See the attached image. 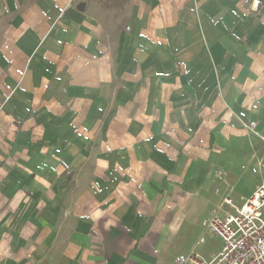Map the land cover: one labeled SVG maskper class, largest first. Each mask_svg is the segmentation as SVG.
I'll use <instances>...</instances> for the list:
<instances>
[{
  "label": "crops",
  "instance_id": "crops-1",
  "mask_svg": "<svg viewBox=\"0 0 264 264\" xmlns=\"http://www.w3.org/2000/svg\"><path fill=\"white\" fill-rule=\"evenodd\" d=\"M261 135L264 0H0V264H176Z\"/></svg>",
  "mask_w": 264,
  "mask_h": 264
},
{
  "label": "built area",
  "instance_id": "built-area-1",
  "mask_svg": "<svg viewBox=\"0 0 264 264\" xmlns=\"http://www.w3.org/2000/svg\"><path fill=\"white\" fill-rule=\"evenodd\" d=\"M255 126L250 122L245 128L255 133ZM224 204L232 212L214 214L207 223L222 241L220 250L212 253L209 260L193 252L176 264H264V178L240 206L233 205L228 198Z\"/></svg>",
  "mask_w": 264,
  "mask_h": 264
},
{
  "label": "rangeland",
  "instance_id": "rangeland-1",
  "mask_svg": "<svg viewBox=\"0 0 264 264\" xmlns=\"http://www.w3.org/2000/svg\"><path fill=\"white\" fill-rule=\"evenodd\" d=\"M240 122H241L240 126L244 130H247L245 128V125H248L250 122H252L256 125L254 120L253 121L252 120L244 121L241 119ZM248 133H251V132H248ZM262 137L263 136L261 135V138ZM260 148H263V147L259 146V149ZM235 149L239 150V152H242V155L239 156L240 158H236L234 156V151H233V155H232L233 148L231 147L227 150L228 152H224V154L227 155L226 160L228 162H230V160H233L235 165H236L238 159L248 160L249 162L247 164H249V165L254 164L255 167H253V166L252 167L255 168V170H256V163L257 162L254 158H252L253 148H249V146H241V147L236 146ZM260 151H263L262 158H264V150L262 149ZM218 168L219 167H216V169H214L211 173V177H212L211 184H212V189L214 188L213 190H215V189L218 190V187H221L222 190L224 189V191H223V193H224L226 191V188H228V190H231L232 188H234V186L236 185V182H235L236 178H233L234 177L233 175H236L237 172L239 171V169H241V171H242L239 175L237 174L239 177H243L245 173L247 175H249L247 177V180L244 177L245 181L242 182V184L244 185V188L247 189L250 186V182L252 181V178H251L252 169H251V167H249V166L248 167L242 166V168H240L238 166H233L232 168L229 167L228 172H231V174H233L232 176L227 175L226 172H224V171L222 172ZM263 170H264V167H263ZM263 175H264V173H263ZM217 190L214 192V194H212L213 196L208 200V201H210V205L212 207L211 206H205V207L197 208V211L195 213L197 223L193 227V230H191L187 233L188 235H186L185 239L179 241L178 255H181L184 250H185L184 252L187 253V250L189 249L187 255H189L190 253L196 252L205 260H209L213 250L216 248H219L221 246V241L207 227V223H208L207 219L210 217L211 213H213V211L216 210L215 205L218 204L219 199H220L219 197L221 195L220 194L221 191L218 193ZM238 190L242 191V189H240V187H238ZM238 205H240V204H238ZM212 208L214 209L213 211H212ZM262 211L264 214V208L262 209ZM230 212H232V210H230ZM263 218H264V215H263ZM186 253H184L183 256Z\"/></svg>",
  "mask_w": 264,
  "mask_h": 264
}]
</instances>
